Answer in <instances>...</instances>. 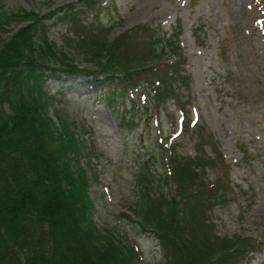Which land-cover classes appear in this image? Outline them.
Here are the masks:
<instances>
[{"label": "trees", "instance_id": "trees-1", "mask_svg": "<svg viewBox=\"0 0 264 264\" xmlns=\"http://www.w3.org/2000/svg\"><path fill=\"white\" fill-rule=\"evenodd\" d=\"M53 12L73 23L75 35L67 38L90 65L79 66L48 38L45 19L51 13L5 10L0 0V264H134L138 248L94 223L88 176L79 160L89 147L73 121L57 109L55 118L51 115L43 82L46 74L83 75L96 88H107L112 100L114 93L148 81L154 97L168 98L172 77L188 85L184 55L175 32L162 38L163 44L159 33L143 24L110 37L105 26L82 27L70 4ZM13 21L22 23L10 28ZM166 149L171 154L162 179L171 178L172 188H162L161 178L156 181L145 166L137 177L140 201L126 213L157 240L164 264H241L262 249L264 240L230 239L215 230L209 213L233 198L234 190L211 132L201 129L193 156L177 154L170 144ZM213 166L219 172L209 179L207 168Z\"/></svg>", "mask_w": 264, "mask_h": 264}, {"label": "rangeland", "instance_id": "rangeland-1", "mask_svg": "<svg viewBox=\"0 0 264 264\" xmlns=\"http://www.w3.org/2000/svg\"><path fill=\"white\" fill-rule=\"evenodd\" d=\"M89 3L3 0V8L51 13L45 19L48 38L79 66H88L91 60L68 40L76 31L69 18L60 16L62 12H53L60 6H74L82 27L100 30L105 26L110 37L141 24L154 28L160 40L175 32L178 51L184 55L182 73L188 79L185 85L181 77H172L168 98L166 94L154 97L153 84L147 81L138 89L114 93L111 100L105 94L107 88H96L83 75L46 74L43 87L49 112L55 118L57 109L73 121L79 139L89 147L79 160L87 172L96 226L137 247L134 264H164L157 240L126 213H131L129 205L140 201L137 177L141 169L147 166L156 181L161 178L162 188L171 189L172 179H162L171 154L166 147L170 144L177 154L193 156L204 128L224 156L234 190L233 198L209 213L215 230L230 239L264 240V0ZM21 23L13 21L10 28ZM204 149L214 155L211 145ZM218 172L217 166L208 167L207 177L214 179ZM241 264H264V247L250 252Z\"/></svg>", "mask_w": 264, "mask_h": 264}]
</instances>
